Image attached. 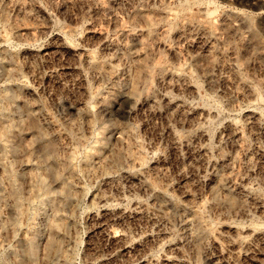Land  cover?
I'll list each match as a JSON object with an SVG mask.
<instances>
[{
    "label": "rangeland",
    "instance_id": "obj_1",
    "mask_svg": "<svg viewBox=\"0 0 264 264\" xmlns=\"http://www.w3.org/2000/svg\"><path fill=\"white\" fill-rule=\"evenodd\" d=\"M165 1L167 2L166 4ZM184 1L185 3H183ZM184 1L181 2V7L177 10L179 3L172 4L170 0H162L161 4L163 6L161 5V8H173L178 12L175 13V16L167 18L157 17L149 21L145 18V14L149 11L147 0H0V102L5 99L0 107L5 105L4 109H7L5 111L6 115H9L8 120L12 123V129L10 128L2 139L0 138V168L5 164L8 165L12 177L4 178L1 168L0 195L7 196V199L3 197L2 202H0L1 205L4 203L0 207V216L3 220L2 223L0 219V264H52L53 262L51 263V261H56L57 259L58 262L54 261L56 264H264V240H261L258 236L264 231V217L259 213V210L252 208L249 204L252 203V196H262L260 198L264 201V182H262L264 181V159H261L260 152L254 149L257 143L264 146V129H262L264 125L258 124L252 127V125L246 123L245 118L247 112H255L264 121V87L262 89L260 85L263 84L264 86V0H210L211 3L209 0H199V3L197 2L198 0ZM169 2L171 3L169 4ZM186 3L191 4L188 5L189 8L186 7ZM190 8L194 10L191 11ZM198 8L203 14L207 8L209 14H204L205 21L207 24L209 21L208 26L212 31L221 33L227 30H230V32L234 31L230 33V41H232L230 43L236 51L233 59L232 57L223 56L224 47L222 45H224V42L222 37L225 36L224 33L220 35V38L214 39L213 49H210L211 53L209 52L210 50L201 51L199 49L198 51V49L191 48L186 41L179 42L173 39V34L183 26L182 23H188L191 16L199 11ZM188 11L190 16L187 15ZM178 14L179 16H177ZM213 18L214 20L216 19L215 23ZM218 18L220 19L218 20ZM158 25L160 27L165 26V28H158ZM151 27H154L153 31ZM220 27H224L226 30L222 31ZM167 32L168 34H166ZM94 34H98L99 37ZM157 34L160 35L157 37ZM196 36L194 31L192 38L194 39ZM165 37L168 38L167 42L169 43L174 41L175 44H171L176 51L172 52V50H168L163 46L164 44H160L161 42L163 43ZM86 41L87 43H85ZM220 44L221 46H219ZM74 46L75 48L81 47L87 52L89 51L88 54L93 55L94 59L96 60L97 58V60H93L91 65L87 64L82 54H78L76 57ZM189 48L190 50H188ZM248 48L249 50H247ZM219 57H223L225 64L226 62L228 65L232 63L236 67V69L233 67L232 72L234 73L235 71L234 74L238 77L237 79L232 77L234 75L232 72L231 74L228 72L229 69H220L214 65L215 58ZM227 58L229 59L227 60ZM199 59L206 61L204 63ZM198 60L200 63H198ZM159 61L163 63V68L158 70L156 67L160 63ZM85 64L86 66L88 65L87 68ZM73 65L76 66H74L75 70L71 67ZM148 67L151 68L152 73L148 70ZM215 67L219 71L218 74ZM92 68L94 70L97 68L96 72ZM223 69L224 71H222ZM76 70L77 73H75ZM102 70L106 71L104 72L105 74ZM168 72L171 73L169 74ZM172 73L175 74L173 75ZM208 74L209 76L214 75L212 79L217 76L222 81L220 78H216L219 80L218 83L217 80L215 81L217 85L215 82V85L213 83L212 85L209 83ZM145 75L147 76L145 77ZM223 78L225 80L228 79L227 83ZM228 81L233 84V89ZM244 81L251 82V85L259 90L260 97H258L257 89L254 90L256 99L247 92L244 95L240 94V87ZM224 82L227 86L224 85ZM185 86L187 87L185 88ZM222 86L223 88H221ZM189 87H194L195 92L193 94L194 90L189 91L192 89ZM8 88H12L11 91ZM228 88L231 89V92ZM7 89L14 95L8 91L9 94L7 95L5 92ZM224 89L231 95L228 94V97H225L223 95L226 92ZM3 90H5V94L2 92ZM161 95L171 101V104L180 101L178 104L181 107H170L172 115L168 108L170 105L168 106L162 100ZM222 97H224L223 100ZM9 98L14 99V101L13 99L10 101L12 104L9 103ZM226 98L228 99L226 100ZM229 100L234 102L231 101V103ZM29 101L32 104L34 102L31 110L32 115L30 112L27 113L24 108L25 103ZM181 103L186 105H181ZM41 105L42 107H40ZM188 107L192 110L195 109V113L189 115L190 113L186 110ZM166 108H168V111ZM178 109L183 111L180 113ZM197 111H199L200 115L196 113ZM43 112L46 116H44ZM185 112L187 113L184 114ZM33 113H36V116ZM182 114L185 118L181 117ZM192 114L194 117H192ZM186 115L190 122L187 120ZM196 115L197 117H195ZM39 116H42L40 119L44 122L38 120ZM33 117L43 126L47 123L45 126L49 129V137L54 140L56 156L60 164L57 170L61 179L67 177L68 181L64 182V186H68L70 188L69 191H66L65 187L64 190L61 189V182L55 179L54 175L39 167V162L44 159V154L40 141L33 133ZM1 123L3 126H1ZM6 123V119L0 115V131L5 127ZM232 123L236 126L239 125V130L242 132L241 137L238 138L239 140L231 141L235 143V146H232L234 144H231L228 140L226 133L227 128ZM51 125L52 127H50ZM188 125H191L192 128L188 127ZM181 126L183 129H181ZM246 127L247 129H245ZM221 129L225 132L222 133ZM174 131L177 132L174 133ZM197 131L198 133H196ZM181 132L184 134L182 135ZM168 136L177 138L176 145L170 142L172 138L170 139ZM192 138L194 141H192ZM257 138L260 140L257 141ZM202 139H204L203 142L201 141ZM183 140H186L185 144ZM199 143L202 144L200 145ZM172 145L177 147V149L173 148L174 146ZM126 148H128L129 153ZM138 151L139 153H136ZM218 151L221 153H218ZM132 153L139 154L140 157L134 154L136 158L134 155L132 156ZM200 153L202 156L203 154L205 155V157L203 156L204 159H201ZM249 153L254 154H251L253 158ZM130 154L132 157H130ZM218 155L221 156L218 157ZM222 155H224V158ZM199 158L202 161H199ZM247 158L250 159L248 160ZM2 160H6L7 163L3 162V164ZM210 160L212 161L210 162ZM218 160L224 162L222 163ZM137 161L138 164H135ZM246 162L248 163L246 164ZM220 163H222L221 166ZM209 165L211 166L210 170ZM222 166H226V168ZM249 166L252 168L251 170ZM199 168L206 171L201 172ZM219 168L221 171L218 170ZM149 171L152 173L149 174ZM33 172L44 173L45 189L48 194L35 189ZM251 173H254L253 176H251ZM153 174L155 175L153 176ZM259 174L260 176H258ZM141 175L144 178L140 177ZM195 175H200L199 179ZM152 176H156L162 184L164 183L163 185H166L165 195H160L158 191L156 192L157 188L154 192L153 188L147 189L141 183L142 181L146 182V179L147 181L152 179ZM232 176L234 179L231 178ZM214 177L218 179V183L215 182L216 179ZM222 177L224 178L222 179ZM244 179H247V181ZM241 181H244L242 183L245 191L244 189L243 191L236 189V187L239 188L237 185L241 184ZM248 182L250 186L247 185ZM219 183L222 187H219ZM250 183H254V185ZM188 185L193 187L196 185L198 187L197 189L195 186L196 190L192 191L191 201L188 199L184 200L183 198L186 197L183 196L181 191L184 186ZM181 186L183 187L181 188ZM200 186L202 189H199ZM203 186H206V188ZM212 187H215L214 189L218 188V195L221 197L217 196V198L221 199L222 202V198L225 197L224 191L228 188L226 193L230 191L231 193H236L234 195L240 198H238V201L244 207L241 206V208L240 205L238 207H230L229 205L225 207L226 204L221 201L218 204L211 196ZM223 187L226 188L224 189ZM230 187L232 189H229ZM9 190L17 194L14 204L10 198L8 199ZM247 190L250 194H248ZM170 193L171 197H169ZM245 197L247 199H244ZM204 200H206V203L203 202ZM213 200L218 205H215ZM164 202L165 204H163ZM177 202L185 206V210L183 207V209L179 208L176 205ZM209 205L213 206L212 209H209ZM221 205L224 206L225 209L223 210L225 212L222 210L223 206L220 208ZM4 206L7 208H3ZM245 206L249 210L248 216L242 213V210L246 208ZM161 207L165 210L161 211ZM193 207H198L199 212L203 214L201 221L196 220L192 216L193 210L196 209ZM55 208L59 211L57 229L51 228L52 221L55 218ZM213 208L215 209L213 210ZM105 210L110 212V214ZM174 210H178L179 214L178 211L174 212ZM103 211L106 213H102ZM124 211L126 212L124 213ZM146 211L148 214H146ZM157 212L158 214L156 215ZM223 212L225 215H222ZM216 213L219 215H216ZM256 213L258 216H256ZM106 214L107 216H105ZM150 214L152 215L150 216ZM143 215L147 217L145 218ZM205 215L208 217H205ZM241 215L242 217H240ZM184 217L186 218L184 219ZM117 218L119 219L117 220ZM239 218L241 221H239ZM248 219L254 223L253 226L256 225L257 227L251 226L252 223ZM220 221L228 226H235L236 224L237 226H242L243 224L244 227H239L249 228L251 231L241 236L240 239L251 241L253 251H255V248L256 251L247 256L233 254L229 252L226 240L222 237H218L216 244L212 242L211 237L206 235L203 236L201 241H197L196 236L200 233L201 226L203 227L204 225L214 232L216 228H220L222 224ZM209 222L211 225H208ZM246 222L249 223L246 224ZM107 223L118 230L119 234H123L119 243L123 245L121 249L120 247L119 249L114 248L117 244L106 236ZM120 226L121 228L119 229ZM127 235L129 236L127 237ZM192 239H194V242ZM53 240L54 246L55 241L60 242L59 248L61 252L65 250V254H58L55 251L56 247L50 246V242ZM28 242H33L34 244L32 257H29L26 253L25 245ZM166 244L169 245L167 246ZM214 246H216L215 249L213 248ZM260 246H263V250ZM177 251L182 252L178 253ZM59 257L61 258L59 259ZM259 257H262L263 260H259Z\"/></svg>",
    "mask_w": 264,
    "mask_h": 264
},
{
    "label": "bare ground",
    "instance_id": "obj_2",
    "mask_svg": "<svg viewBox=\"0 0 264 264\" xmlns=\"http://www.w3.org/2000/svg\"><path fill=\"white\" fill-rule=\"evenodd\" d=\"M67 1V0H66ZM148 1V3H149V11H148V9H147V13L145 14V18L146 19H148L149 21H152L154 18L156 19L157 17L158 18H167V17H169V16H175V13H177L178 11V9H179V7H181V2L182 1H184V0H170L171 2H172V4H174V3H179L180 5L178 6V8H177V10L175 11V9H173V8H169V9H163V8H161V1L162 0H147ZM189 1V0H188ZM193 1V0H192ZM195 1V0H194ZM197 1V0H196ZM210 1V0H209ZM110 2V1H109ZM171 2H169V4L171 3ZM187 2V1H186ZM198 3L200 2L199 0L197 1ZM163 3V2H162ZM167 2L165 1V4H166ZM183 3H185V1L183 2ZM190 3V2H189ZM210 3H211V1H210ZM164 4V5H165ZM187 4V3H186ZM186 4H185V6H186ZM196 4V3H195ZM195 4H193V5H195ZM188 5H191V4H187V6L186 7H188ZM192 5V6H193ZM196 5H198V4H196ZM146 6V5H145ZM144 6V7H145ZM148 6V5H147ZM163 6V5H162ZM175 6V5H174ZM182 6H183V4H182ZM184 6V7H185ZM192 6H190V7H192ZM199 6V5H198ZM207 6V5H206ZM206 6H204V7H206ZM201 7V6H200ZM210 7V6H209ZM103 9H104V7H102ZM108 8V7H107ZM189 8V7H188ZM187 8V9H188ZM144 9V8H143ZM191 9V11H193L192 10V8H190ZM199 9V8H198ZM197 9V10H198ZM204 9V8H203ZM209 9V8H208ZM144 10H146V9H144ZM143 10V11H144ZM189 10V9H188ZM213 10V9H212ZM215 10V9H214ZM200 11V12H199ZM199 13L198 12H195V14L194 15H192L191 16V19L188 21V23H185V24H183L182 23V25L183 26H181V28H179L174 34H173V39H175L176 41H186L187 43H188V45L191 47V48H193V49H198V51H199V49L201 50V51H208V50H210L211 48H212V46H213V41H214V39L215 38H220V35L222 34V33H224L225 34V36L224 37H222L223 39H222V41L224 42V45H222V47H224V54H223V56L224 57H232V59H233V57L235 56V54H236V51H235V48L233 47V45L230 43V42H232V41H230L231 40V35H230V33L233 31H231L230 32V30H227V31H224V30H226V28H222V27H220V28H222V31H224V32H214V31H212L211 30V28L208 26V24H209V21H208V24L206 23V21H205V15L204 14H209L208 12H207V8H206V12H204V14H203V12H201V10L199 9ZM204 11V10H203ZM209 11V10H208ZM181 12V11H180ZM182 13V12H181ZM186 13V12H185ZM189 11H188V14L187 15H189ZM197 13V14H196ZM135 15H136V13H134ZM134 14H132V15H134ZM138 14V13H137ZM184 14V13H183ZM141 15V14H140ZM177 16H179V14L177 15ZM190 16V15H189ZM213 16V15H212ZM207 17V16H206ZM214 17V16H213ZM141 18V17H140ZM182 18V17H181ZM209 18V17H208ZM222 18H224V17H222ZM138 19V18H137ZM136 19V20H137ZM183 19H185V18H183ZM220 18H218V20H219ZM225 19H227V18H225ZM139 20V19H138ZM174 20V19H173ZM182 20V19H181ZM216 20V19H215ZM215 20H214V18H213V21H214V23H215ZM228 20V19H227ZM155 21V20H154ZM166 21V20H165ZM164 21V22H165ZM169 21V20H168ZM180 21V20H179ZM187 21V20H186ZM220 21H222V20H220ZM229 21V20H228ZM156 22V21H155ZM157 22H158V20H157ZM183 22V21H182ZM223 22V21H222ZM231 22V21H230ZM162 23V22H161ZM180 23H181V21H180ZM179 23V24H180ZM217 23H219V22H217ZM169 24V23H168ZM178 24V25H179ZM226 24V23H225ZM229 24H231V23H229ZM155 25V24H154ZM157 25V24H156ZM181 25V24H180ZM215 25V24H214ZM228 25V24H227ZM219 26H221V25H219ZM223 26V25H222ZM233 26H234V23H233ZM162 27V26H161ZM159 25H158V28H161ZM164 28H165V26H163ZM162 27V28H163ZM168 27V26H167ZM154 27H151V30L153 29ZM178 28V27H177ZM215 28H216V26H215ZM228 28V27H227ZM150 29V28H149ZM169 29V28H168ZM137 30V29H136ZM162 30H165V29H162ZM215 30H217V29H215ZM235 30V29H234ZM88 31V30H87ZM153 31V30H152ZM156 31H157V29H156ZM159 31H161V30H159ZM194 31H195V35H197L194 39L192 38V35L194 34ZM127 32H128V30H127ZM158 32V31H157ZM162 32V31H161ZM170 32V31H169ZM174 32V31H173ZM234 32V31H233ZM93 33V32H92ZM153 33V32H152ZM151 33V34H152ZM159 33V32H158ZM170 33H172V32H170ZM99 34V33H98ZM98 34H96V35H98ZM128 34H130V33H128ZM132 34V33H131ZM166 34H168V32L166 33ZM166 34H164V35H166ZM237 34V33H236ZM95 35V34H94ZM95 35V36H96ZM133 35V34H132ZM154 35V34H153ZM158 35H160V34H157V37H158ZM163 35V34H162ZM238 35H239V33H238ZM94 36V37H95ZM167 36V35H166ZM172 36V35H171ZM213 36V37H212ZM87 37H88V35H87ZM97 37H99V35L97 36ZM136 37V36H135ZM170 37V36H169ZM233 38H234V36H232ZM86 38V37H85ZM96 38V37H95ZM164 38V37H163ZM232 38V39H233ZM88 39H89V37H88ZM159 39V38H158ZM167 39L168 38H166L165 37V39H164V41H163V43L161 42L160 44H164L163 46H165L168 50H172V52L173 51H176L175 50V48H174V41L173 42H171V43H173V45L171 44V43H169V42H167ZM86 40V39H85ZM91 40V39H90ZM94 40V39H93ZM234 40V39H233ZM88 41V40H87ZM87 41L85 42V43H87ZM95 41V40H94ZM100 41V40H99ZM159 41V40H158ZM171 41V40H170ZM237 41V40H236ZM241 41V40H240ZM91 42V41H90ZM101 42V41H100ZM160 42V41H159ZM219 42H221V41H219ZM94 44H95V42H94ZM177 44H178V42H177ZM185 44V43H184ZM222 44V43H221ZM221 44L219 45V46H221ZM248 44V43H247ZM64 45V44H63ZM67 45V44H66ZM89 45H92V44H89ZM179 45V44H178ZM59 46V45H58ZM62 46V45H61ZM86 46V45H85ZM107 46V45H106ZM111 46V45H110ZM57 47V46H56ZM63 47V46H62ZM65 47V46H64ZM83 47V46H82ZM186 47V46H185ZM74 48V53L76 54V57H77V55L78 54H82L83 55V59H84V61L87 63V64H92L93 62V60H95L94 59V57H93V55H89L88 54V52L84 49V48H81V47H78V48H75V46L73 47ZM221 48V47H220ZM239 48V47H238ZM63 49V48H62ZM68 49H69V47H68ZM178 49V48H177ZM180 49V48H179ZM213 49V48H212ZM113 50V49H112ZM167 50V51H168ZM188 50H190V48L188 49ZM221 50V49H220ZM244 50H246V49H244ZM247 50H249V48L247 49ZM67 51V50H66ZM186 51V50H185ZM200 51V52H201ZM170 52V51H169ZM197 52V51H196ZM199 52V53H200ZM210 53H211V50L209 51ZM208 52V53H209ZM218 52H219V49H218ZM217 53V52H216ZM246 53V52H245ZM71 54V53H70ZM173 54V53H172ZM180 54V53H179ZM185 54V53H184ZM204 54V53H203ZM79 55V57H81ZM174 55V54H173ZM176 55V54H175ZM200 55V54H199ZM205 55V54H204ZM221 55V54H220ZM73 56V55H72ZM180 56V55H179ZM198 56V55H197ZM201 56V55H200ZM203 56V55H202ZM222 56V55H221ZM75 57V56H74ZM78 57V58H79ZM93 57V58H92ZM207 57V56H206ZM216 57H217V55H216ZM248 57V56H247ZM179 58V57H178ZM181 58V57H180ZM211 58V57H210ZM253 58V57H252ZM195 59H196V57H195ZM229 58H227V60H228ZM96 60H97V58H96ZM95 60V61H96ZM180 60V59H179ZM197 60V59H196ZM200 60V59H199ZM198 60V61H199ZM208 60V59H207ZM79 61V60H78ZM197 61V62H198ZM201 61V60H200ZM200 61L198 62V63H200ZM206 61V60H205ZM205 61H204V59H203V61H201V62H204L205 63ZM230 61V60H229ZM256 61V60H255ZM160 62V61H159ZM164 62V61H163ZM196 62V63H197ZM234 62V61H233ZM100 64H102L101 62H99ZM195 63V64H196ZM259 63V62H258ZM96 64V63H95ZM155 64V63H154ZM209 65H210V63H208ZM236 64V63H235ZM98 65V64H97ZM104 65V64H103ZM166 65V64H165ZM208 65V66H209ZM214 65L216 66V67H218V68H226V69H229L228 70V72L231 74V72H232V70H233V65H232V63L230 64L229 63V65L227 64V62H226V64L224 63V59H223V57L221 58V57H219V58H215V60H214ZM74 66L75 65H73V66H71V67H73V69H74ZM85 66H86V64H85ZM88 66V65H87ZM87 66H86V68H87ZM94 66H96V65H94ZM145 66V65H144ZM155 66V65H154ZM168 66V65H167ZM204 66V65H203ZM202 66V67H203ZM251 66H252V64H251ZM256 66V65H255ZM262 66V65H261ZM76 67V66H75ZM91 67V66H90ZM98 67V66H97ZM100 67V66H99ZM215 67V68H216ZM257 67V66H256ZM102 68V67H101ZM108 68V67H107ZM106 68V69H107ZM150 67H148V70L149 71H151V73H152V70H151V68L149 69ZM161 68H163V63H158L157 64V67H156V69H161ZM235 69H236V67H234ZM239 68V67H238ZM252 68V67H251ZM250 68V69H251ZM77 69V68H76ZM93 69V68H92ZM105 69V70H106ZM153 69V68H152ZM156 69H154V70H156ZM165 69V68H164ZM199 69H201V68H199ZM206 69V68H205ZM209 69H211L210 67H209ZM217 69V68H216ZM245 69H247V68H245ZM70 70V69H69ZM75 70V69H74ZM78 70V69H77ZM77 70H76V72L75 73H77ZM94 70V69H93ZM96 70H97V68H96ZM96 70H94L95 72H96ZM100 70V69H99ZM104 70V69H103ZM102 70V71H103ZM108 70V69H107ZM147 70V71H148ZM153 70V71H154ZM252 70V69H251ZM263 70V69H262ZM91 71V70H90ZM148 71V72H149ZM167 71H169V70H167ZM201 71H202V69H201ZM208 71V70H207ZM210 71V70H209ZM222 71H224V69L222 70ZM241 71V70H240ZM100 72V71H99ZM104 72H106V71H103V73ZM204 72V71H203ZM215 72V71H214ZM218 69H217V74H218ZM242 72H245V71H242ZM248 72V71H247ZM259 72V71H258ZM260 72H261V70H260ZM259 72V73H260ZM101 73V72H100ZM108 73V72H107ZM169 73V72H168ZM171 73V72H170ZM169 73V74H170ZM222 73V72H221ZM226 73V72H225ZM234 73H235V71H234ZM233 72H232V74L234 75V76H232L234 79H237L238 77H236L235 76V74H234ZM258 73V74H259ZM262 73V72H261ZM264 73V72H263ZM105 74V73H104ZM111 74V73H110ZM148 74V73H147ZM161 74V73H160ZM163 74V73H162ZM173 74V73H172ZM175 74V73H174ZM173 74V75H174ZM205 74H206V72H205ZM210 74V73H209ZM209 74H208V76H209ZM245 74V73H244ZM149 75V74H148ZM152 75V74H151ZM153 75H154V73H153ZM158 76H159V74H157ZM166 75V74H165ZM164 75V76H165ZM225 75V74H224ZM246 75H248L247 73H246ZM256 75V74H255ZM147 75H145V77H146ZM163 76V75H162ZM182 76V75H181ZM205 76V75H204ZM214 76V75H213ZM213 76H209L208 78H209V83H213L214 85H215V81L217 80V79H219V78H217V76H215V79H212V77ZM223 76V75H222ZM228 76V75H227ZM245 76V75H244ZM249 76V75H248ZM161 77V76H160ZM172 77V76H171ZM175 77V76H174ZM183 78V77H182ZM205 78H207V77H205ZM217 78V79H216ZM226 78H228V77H226ZM247 78V77H246ZM254 78V77H253ZM256 78V77H255ZM141 79V78H140ZM221 79V78H220ZM229 79H230V77H229ZM242 79V78H241ZM244 80H245V78H243ZM147 80H148V78H147ZM159 80H160V78H159ZM180 80V79H179ZM208 80V79H207ZM206 80V81H207ZM223 80H225L224 78H223ZM228 79H226L225 80V82L227 81ZM231 80V79H230ZM258 80V79H257ZM261 80V79H260ZM259 80V81H260ZM163 81V80H162ZM218 81L219 80H217V83H218ZM221 81H222V79H221ZM221 81H220V83H221ZM246 81V80H245ZM243 82L242 83V85H241V92L239 91V93L240 94H242V95H244V94H246V92L248 93V94H250L251 96H254L255 97V94H254V90L255 89H257L255 86H252L251 85V82L249 83V81L248 82ZM186 82V81H185ZM215 82V83H214ZM224 82V85H226L227 86V82L225 83ZM229 83L231 82V81H228ZM241 82V81H240ZM264 82V81H263ZM217 83H216V85H217ZM228 83V84H229ZM262 83V82H261ZM185 84V83H184ZM208 84V83H207ZM212 84V85H213ZM238 84V83H237ZM236 84V85H237ZM240 84V83H239ZM187 85H188V81H187ZM223 85V84H222ZM230 85H231V87H232V89H233V84H231L230 83ZM230 85H229V87H230ZM261 86H262V89H263V84H260ZM181 86V85H180ZM191 86V85H190ZM235 86V85H234ZM237 86H239V85H237ZM257 86V85H256ZM260 86V87H261ZM187 86H185V88H186ZM213 87V86H212ZM253 87H255V88H253ZM181 88V87H180ZM190 88V87H189ZM192 88V87H191ZM190 88V89H191ZM214 88V87H213ZM221 88H223V86L221 87ZM225 88V87H224ZM237 88V87H236ZM9 89V88H8ZM3 90L2 92H6V94L8 95L9 93H11V92H9V90L11 91V89L12 88H10L9 90ZM209 89V88H208ZM218 89V88H217ZM229 89V88H228ZM227 89V90H228ZM238 89V88H237ZM260 89V88H259ZM192 90H194V87L191 89V90H189V91H192ZM215 90H216V88H215ZM215 90H214V92H215ZM225 90V89H224ZM230 90V92H231V89H229ZM258 90V89H257ZM256 90V91H257ZM9 93H8V92ZM182 91V90H181ZM212 91V90H211ZM218 91V90H217ZM226 91V90H225ZM233 91V90H232ZM5 92H4V94H5ZM13 92H14V90H13ZM195 92V90L192 92V94ZM218 92H220V91H218ZM217 92V93H218ZM237 92V91H236ZM224 93V92H223ZM222 93V94H223ZM235 93V92H234ZM238 93V92H237ZM257 93H259V90H258V92ZM11 94H13V93H11ZM161 94V93H160ZM192 94H191V96H192ZM197 94V93H196ZM214 94V93H213ZM228 94H229V92H225L223 95L225 96V97H228ZM236 94V93H235ZM247 94V95H248ZM14 95V94H13ZM33 95V94H32ZM229 95H231V94H229ZM5 96V95H4ZM12 96V95H11ZM15 96H16V92H15ZM154 96V95H153ZM152 96V97H153ZM159 96V95H158ZM162 96V95H161ZM250 96V97H251ZM3 97V96H2ZM17 97V96H16ZM219 97H220V95H219ZM233 97V96H232ZM253 97V98H254ZM258 97H260V93H259V96ZM14 98V97H13ZM13 98H11V99H13ZM166 98H168V97H166ZM223 98L224 97H222V100H223ZM239 98V97H238ZM11 99L9 98V103H11L10 101H11ZM25 99V98H24ZM153 99V98H152ZM176 99V98H175ZM228 98H226V100H227ZM244 100H245V98H243ZM250 99V98H249ZM248 99V100H249ZM255 99H256V97H255ZM26 100H27V98H26ZM153 100H155V99H153ZM162 100H164L166 103H167V105L169 106L168 108H169V112L171 113V111H170V107H178L179 106V104L178 103H180V101L178 102H174V103H172L171 104V101H169L168 99H165V96H162ZM180 100V99H179ZM225 100V101H226ZM235 100V99H234ZM2 101V100H1ZM4 101H5V99H4ZM3 101V102H4ZM13 101H14V99H13ZM31 101V100H30ZM30 101L29 102H26L25 103V106H24V108L27 110L26 112L28 113V112H30V114H31V110L33 109L32 107L34 106L33 104H34V102H33V104L32 103H30ZM164 101H162L163 103H165ZM182 101V100H181ZM230 102L232 101V100H229ZM3 102H0V105H2L3 104ZM158 102V101H157ZM232 102H234V101H232ZM231 102V103H232ZM6 103V102H5ZM8 103V104H9ZM151 103V102H150ZM156 103V102H155ZM155 103H154V105H155ZM230 103V104H231ZM248 103V102H247ZM12 104V103H11ZM161 104V103H160ZM182 104H184V103H181V105ZM230 104H229V106H230ZM33 105V106H32ZM153 105V106H154ZM159 105V104H158ZM184 105H186V104H184ZM5 106V105H4ZM4 106H1L0 107V115L1 116H3L5 119H6V124H5V127L0 131V138L2 139V137H3V135H5V133H7L8 132V130H10V128H11V126H12V123H11V121L10 120H8V116L6 115V110L7 109H4ZM10 106V105H9ZM13 106V105H12ZM12 106H11V108H12ZM38 106V105H37ZM156 106V105H155ZM166 106V105H165ZM187 106H189V105H187ZM227 106H228V104H227ZM40 107H42V105L40 106ZM179 107H181V106H179ZM183 107V106H182ZM190 107V106H189ZM187 108L186 110H187V112L188 113H190L189 115H191V113H195V109H191V108ZM76 108V107H75ZM168 108H166V110L168 111ZM194 108V107H193ZM230 108H232V107H230ZM229 108V109H230ZM234 108V107H233ZM9 109V108H8ZM40 109V108H39ZM165 109V108H164ZM175 110V109H174ZM180 109H178V111H179ZM184 110H185V107H184ZM200 110V109H199ZM43 111V110H42ZM177 111V112H178ZM183 111V110H182ZM181 110L179 111L180 113L182 112ZM247 111V110H246ZM250 111V110H249ZM8 112H9V110H8ZM39 112V111H38ZM48 112V111H47ZM187 112H185L184 114H186ZM10 113H11V110H10ZM10 113H8V114H10ZM44 113V112H43ZM42 113V114H43ZM196 113H198L199 115H200V113H199V111H197ZM36 114V113H35ZM34 113H33V115H35ZM172 115H173V113H171ZM193 114H192V117H194L193 116ZM203 114H204V112H203ZM245 114V113H244ZM262 114V113H261ZM11 115H12V113H11ZM32 115V114H31ZM198 115V116H199ZM205 115V114H204ZM206 115H207V113H206ZM208 115H210L209 113H208ZM246 116H245V118H246V123H248L249 125H252V127L254 126V125H260V124H263L264 125V121H263V118H261L257 113H255V112H247L246 114H245ZM36 116V115H35ZM34 116V117H35ZM43 116V115H42ZM41 116V117H42ZM44 116H46L45 115V113H44ZM178 116V115H177ZM176 116V117H177ZM187 116V115H186ZM212 116V115H211ZM33 117V119H32V129H33V133L35 134V136H36V138L40 141V143H41V149H43V154H44V159L41 161V162H39V167L40 168H43L44 170H46L48 173H50V174H52V175H54L55 176V179H58L60 182H61V185H60V187H61V189H63L64 190V187H65V189H66V191H69L70 190V188L68 187V186H64L65 185V183L64 182H66V181H68L67 180V177H65L64 179H61V177H60V175H59V173H58V170H57V168L60 166V164H59V160H58V158H57V156H56V147H55V144H54V140L51 138V137H49V129H48V127L47 126H45L46 124H44V126L43 125H41V123H39L35 118ZM37 117H38V115H37ZM40 116H39V119L38 120H41L40 122H42L43 120L42 119H40L41 118ZM174 117V116H173ZM179 117V116H178ZM177 117V118H178ZM181 117H184V115L182 114V116ZM195 117H197V115L195 116ZM203 117V116H202ZM243 117H244V115H243ZM176 118V119H177ZM185 118V117H184ZM187 118V120H188V116L186 117ZM10 119H12L11 117H10ZM181 119V118H180ZM191 119V118H190ZM14 120V119H13ZM46 120H47V117H46ZM51 121H52V119H50ZM2 121V120H1ZM50 121V122H51ZM189 121V120H188ZM187 121V122H188ZM196 121H197V119H196ZM243 121H244V119H243ZM44 122V121H43ZM47 122V121H46ZM183 122V121H182ZM185 122H186V120H185ZM190 122V121H189ZM194 123H195V121H193ZM204 122V121H203ZM202 122V123H203ZM238 122V121H237ZM15 123V122H14ZM200 123V122H199ZM198 123V124H199ZM234 123V122H233ZM233 123H232V125L231 126H229L228 128H227V126H226V128H227V138H228V140L231 142V141H234L235 139L236 140H239L238 138L239 137H241V133L242 132H240V130H239V125H233ZM236 123V122H235ZM2 124V123H1ZM43 124V123H42ZM52 124H54V123H52ZM182 124V123H181ZM189 124H191V123H189ZM231 124V123H230ZM240 124V123H239ZM195 125V124H194ZM228 125V124H227ZM1 126H3V124L1 125ZM54 126V125H53ZM186 128H187V126L186 125H184ZM191 127V125H188V127ZM193 126V125H192ZM246 126V125H245ZM255 126V127H256ZM47 127V128H46ZM50 127H52V125L50 126ZM262 127V126H261ZM169 128V127H168ZM173 128V127H172ZM186 128H185V132H186ZM192 128V127H191ZM191 128H189V130H191ZM244 128V127H243ZM12 129V128H11ZM170 129V128H169ZM181 129H183L182 128V126H181ZM225 129V128H224ZM245 129H247V127L245 128ZM262 129H264V127L262 128ZM255 130V129H254ZM257 130V129H256ZM221 131H222V133H224L223 132V130L221 129ZM242 131V130H241ZM246 131V130H245ZM248 131V130H247ZM259 131V130H258ZM169 132H170V130H169ZM175 132H177V131H174V133ZM255 132H257V131H255ZM9 133H10V131H9ZM172 133V132H171ZM182 133V135L184 134L183 132H181ZM196 133H198V131L196 132ZM220 133V132H219ZM218 133V134H219ZM244 133V132H243ZM249 133V132H248ZM186 134V133H185ZM187 134H188V132H187ZM199 134H202V133H199ZM199 134H197V136H199ZM217 134V135H218ZM251 134H254V133H251ZM251 134H250V136H251ZM177 135V134H176ZM175 135V136H176ZM204 136H205V134H203ZM220 135V134H219ZM256 135V134H255ZM258 135V134H257ZM175 136H172V137H169L170 139L172 138V141H170L171 143L173 142V144H175L176 145V141H177V138H175ZM180 136V135H179ZM194 136V135H193ZM225 136V135H224ZM260 136V135H259ZM264 136V135H263ZM7 137V136H6ZM5 137V138H6ZM184 137V136H183ZM186 137H187V135H186ZM188 137H189V135H188ZM221 137H222V134H221ZM252 137V136H251ZM251 137H249V138H251ZM256 137V136H255ZM179 138V137H178ZM201 138V137H200ZM207 138V137H206ZM205 138V139H206ZM263 138V137H262ZM180 139V138H179ZM225 139V138H224ZM258 139V138H257ZM216 140H217V138H216ZM246 140H247V138H246ZM260 139H258L257 141H259ZM263 140V139H262ZM261 140V141H262ZM2 141H4V140H2ZM180 141V140H179ZM186 141V140H185ZM184 140H183V143L185 142ZM192 141H194L193 140V138H192ZM196 141H197V138H196ZM198 141H199V139H198ZM202 142L204 141V139H202L201 140ZM205 141H207V140H205ZM209 141V140H208ZM256 141V142H257ZM169 142V143H170ZM225 142V141H224ZM229 142V143H230ZM239 142V141H238ZM256 142H254V143H256ZM5 143V142H4ZM186 143V142H185ZM184 143V144H185ZM193 143V142H192ZM198 143V142H197ZM219 143V142H218ZM247 143H249V142H247ZM246 143V144H247ZM252 143V142H251ZM2 144V143H1ZM183 144V145H184ZM194 144V143H193ZM192 144V145H193ZM196 144V143H195ZM200 145L202 144V143H199ZM199 144H197V145H199ZM205 144V143H204ZM231 144H234V145H232V146H235V143H232L231 142ZM245 144V145H246ZM171 145V144H170ZM179 145H180V142H179ZM242 145H244V144H242ZM129 146V145H128ZM172 146H174V145H172ZM196 146V145H195ZM205 146H207V145H205ZM222 146V145H221ZM236 146H237V144H236ZM248 146V145H247ZM252 146H253V144H252ZM1 147V146H0ZM140 147V146H139ZM139 147H138V149H139ZM231 147V146H230ZM241 147V146H240ZM141 148V147H140ZM173 148H175V149H177V147H173ZM206 148H208V147H206ZM235 148H237V147H235ZM235 148H233V149H235ZM128 148H126V150H127ZM174 149V150H175ZM192 149H194V148H192ZM200 149V148H199ZM219 149H220V146H219ZM244 149H247V148H244ZM254 149H256V150H258V152H260V156L262 157L261 159H264L263 157H264V146L263 145H260V143H257V146L256 147H254ZM190 150H191V148H190ZM221 150H223V149H221ZM220 150V151H221ZM128 151V150H127ZM132 151V150H131ZM176 151V150H175ZM245 151V150H244ZM249 151V150H248ZM253 151H255V150H253ZM253 151H250V152H253ZM180 152V151H179ZM190 152V151H189ZM192 152V151H191ZM247 152V151H246ZM128 153H129V151H128ZM136 153H139V151L138 152H136ZM136 153H132V156L134 155V154H136ZM202 153V152H201ZM200 153V154H201ZM218 153H221V152H219L218 151ZM254 153V152H253ZM253 153H251V154H253ZM257 153V152H256ZM141 154H142V152H141ZM208 154V153H207ZM224 154V153H223ZM251 154L249 153V155L251 156ZM138 157H140L139 156V154H136ZM191 155H193V154H191ZM197 155V154H196ZM195 155V156H196ZM210 155V154H209ZM254 155V154H253ZM252 155V156H253ZM258 156H259V154H257ZM131 156V154H130V157H132ZM135 156V155H134ZM201 156V159L203 158V156L205 157V155L203 154V156H202V154L200 155ZM212 156V155H211ZM219 156H221V155H218V157ZM224 155H222V157H223ZM251 156V157H252ZM136 157V156H135ZM227 157V156H226ZM246 157H247V153H246ZM249 157V156H248ZM256 157V156H255ZM118 158V157H117ZM134 158V157H133ZM132 158V159H133ZM137 158V157H136ZM224 158V157H223ZM253 158V157H252ZM259 158V157H258ZM200 159V158H199ZM199 160V161H202V160ZM204 159V158H203ZM211 159V158H210ZM248 159V158H247ZM250 159V158H249ZM248 159V160H249ZM256 159V158H255ZM254 159V160H255ZM260 159V158H259ZM260 159V160H261ZM120 160V159H119ZM136 160V159H135ZM139 160V159H138ZM209 160V159H208ZM224 160V159H223ZM225 160H226V158H225ZM232 160V159H231ZM259 160V161H260ZM133 161V160H132ZM131 161V162H132ZM212 160H210V162H211ZM219 162L221 161V160H218ZM218 161H215V162H218ZM251 161V160H250ZM253 161V160H252ZM264 161V160H263ZM3 162H6V160L5 161H3L2 160V163ZM136 162V161H135ZM139 162H141V161H139ZM197 162V161H196ZM214 162V161H213ZM222 162V161H221ZM224 162V161H223ZM222 162V163H223ZM256 162V161H255ZM258 162V161H257ZM7 163V162H6ZM120 163V162H119ZM142 163V162H141ZM195 163V162H194ZM222 163H220V166H221V164ZM230 163V162H229ZM229 163H225V164H229ZM248 162H246V164H247ZM258 163H260V162H258ZM4 164V163H3ZM135 164H138V161H137V163H135ZM207 164V163H206ZM217 164V163H216ZM260 164H262V163H260ZM1 165V164H0ZM200 165L202 166V164L200 163ZM204 165H205V163H204ZM218 165H219V163H218ZM251 165V164H250ZM253 165H254V163H253ZM257 165V164H256ZM208 166V165H207ZM219 166V167H220ZM227 166V165H226ZM226 166H222V167H224V168H226ZM246 166V165H245ZM259 166V165H258ZM195 167V166H194ZM198 167H200V166H198ZM209 170L211 169V166L209 165ZM218 167V166H217ZM221 167V168H222ZM250 167V166H249ZM256 167V166H255ZM2 168V173L4 174H1V175H3L4 176V178L6 177V178H12L11 177V173H10V170H9V168H8V165H4V166H2L1 167ZM1 168H0V171H1ZM193 168V167H192ZM202 168V167H201ZM213 168V167H212ZM223 168V169H224ZM230 168V167H229ZM228 168V169H229ZM261 169H262V167H260ZM140 169H141V167H140ZM252 168L250 167V170H251ZM254 169V168H253ZM258 169V168H257ZM263 169H264V167H263ZM154 170H156V169H154ZM158 170V169H157ZM164 170V169H163ZM195 170V169H194ZM199 170L201 171V172H203L205 169H200L199 168ZM208 170V169H207ZM219 171H221L220 170V168L218 169ZM227 170V169H226ZM249 170V171H250ZM260 170V169H259ZM139 171V170H138ZM197 171V170H196ZM206 171V170H205ZM216 171V170H215ZM224 171H225V169H224ZM243 171V170H242ZM242 171H239V172H242ZM248 171V170H247ZM263 171V170H262ZM12 172V171H11ZM145 172V171H144ZM150 172V171H149ZM158 172V171H157ZM165 172V171H164ZM213 172V171H212ZM244 172V171H243ZM252 172H253V170H252ZM1 173V172H0ZM34 173V172H33ZM139 173V172H138ZM146 173V172H145ZM152 172H150L149 174H151ZM159 173H160V171H159ZM216 173V172H215ZM218 173V172H217ZM246 173V172H245ZM255 173V172H254ZM253 173V174H254ZM261 173V172H260ZM263 173V172H262ZM162 175H163V173H161ZM219 174V173H218ZM232 174V173H231ZM237 174V173H236ZM235 174V175H236ZM249 174V173H248ZM252 174V173H251ZM250 174V175H251ZM253 174L251 175V176H253ZM257 174V173H256ZM255 174V175H256ZM144 175V174H143ZM155 174H153V176H154ZM156 175H158V173H156ZM198 175V174H197ZM197 175H195V176H197ZM212 175H213V173H212ZM217 175V174H216ZM216 175H214V176H216ZM233 175V174H232ZM234 175V176H235ZM15 176V175H14ZM146 176V175H145ZM152 176V177H153ZM258 176H260V174L258 175ZM262 176H263V174H262ZM33 177H34V181H35V183H34V187H35V189L37 190V191H42L43 193H45V194H48V192L46 191V189H45V187H46V184H45V182H44V173L43 174H41V173H37V172H35L34 174H33ZM140 177H142V178H144V176H140ZM164 177H166V176H164ZM168 177V176H167ZM198 177V179H199V177H200V175L199 176H197ZM217 177V176H216ZM238 177V176H237ZM246 177H247V173H246ZM15 178V177H14ZM139 178V177H138ZM215 178V177H214ZM224 177H222V179H223ZM231 178H233L234 179V177L232 176ZM230 178V179H231ZM244 178V177H243ZM249 178V177H248ZM251 178H253V177H251ZM168 179V178H167ZM211 179V178H210ZM216 179V178H215ZM214 179V180H215ZM222 179H220V180H222ZM235 179H236V177H235ZM241 179H242V177H241ZM261 179V178H260ZM5 180V179H4ZM7 180H9V179H7ZM7 180H6V182H7ZM197 180V179H196ZM217 180L218 179H216V183H218L217 182ZM232 180V179H231ZM245 180V179H244ZM252 180V179H251ZM257 180V179H256ZM2 181V180H1ZM162 181V180H161ZM228 181V180H227ZM234 181V180H233ZM238 181H239V179H238ZM245 181H247V179L245 180ZM248 181H249V179H248ZM253 181V180H252ZM262 181V180H261ZM4 182V181H3ZM137 182V181H136ZM166 182H167V180H166ZM194 182V181H193ZM199 182V181H198ZM201 182H203V181H201ZM220 182H222V181H220ZM224 182V181H223ZM242 182H244V181H241V184H239V185H237V186H239V188H237L236 187V189H239V191H243V189H244V185H243V183ZM255 182V181H254ZM262 182H264V181H262ZM1 183V182H0ZM5 183V182H4ZM62 183H64L63 185H62ZM143 185H145V187L148 189V188H153L154 189V192H155V189L157 188V190H156V192L158 191L159 193H160V195H165V186L166 185H163L162 184V182H160V179H158V178H156V176L155 177H153L152 179H150V180H148L147 181V179H146V182H144V181H142L141 182ZM197 183V182H196ZM200 183V182H199ZM198 183V184H199ZM240 183V182H239ZM261 183V182H260ZM69 184V183H68ZM139 184V183H138ZM137 184V185H138ZM188 184V183H187ZM201 185H203L202 183H200ZM199 184V185H200ZM228 184V183H227ZM226 184V185H227ZM247 184V183H246ZM250 184H252V183H250ZM13 185V184H12ZM70 185V184H69ZM141 185V184H140ZM197 185V184H196ZM195 185V186H196ZM209 185H211V184H209ZM208 185V186H209ZM215 185H217V184H215ZM214 185V186H215ZM219 185V187L221 186L222 187V185H220V183L218 184ZM236 185V184H235ZM234 185V186H235ZM248 186H250L249 185V182H248V184H247ZM252 185H254V183L252 184ZM251 185V186H252ZM0 186H1V184H0ZM6 186V185H5ZM195 186L193 187L192 185L190 186V185H188V186H184V188L181 190L182 191V193H183V196L184 197H186V198H183L184 200H186V199H188L189 201H191V193H192V191H194V190H196V188H195ZM207 186V187H208ZM224 186V185H223ZM9 187V186H8ZM183 186H181V188H182ZM197 187V186H196ZM204 187V186H203ZM232 187V186H231ZM229 188V189H232V188ZM3 188V187H2ZM180 188V187H179ZM204 188H206V186L204 187ZM203 188V189H204ZM209 188V187H208ZM213 188V187H212ZM215 188V187H214ZM213 188V190H212V198L213 199H215L216 200V202L219 204V203H221L222 202V200L221 199H218L217 198V196H219L218 195V188L217 189H214ZM224 189L226 188V187H223ZM246 188V187H245ZM5 189V188H4ZM8 189V188H7ZM140 189H141V187H140ZM146 189V190H147ZM197 189H198V187H197ZM199 189H202L201 188V186H200V188ZM220 189V188H219ZM257 189V188H256ZM11 190V189H10ZM9 190V191H10ZM44 190V191H43ZM172 190V189H171ZM208 190V189H207ZM226 190L228 191V188H226ZM226 190L224 191L225 192V194L224 193H222V194H224L225 195V197L224 198H222L223 199V204H226L225 205V207L227 206V205H229L230 207H238L239 205H240V207L242 206V207H244V205H242L241 204V202L240 201H238V198L234 195V194H236V193H231V191L230 192H227L226 193ZM250 190V189H249ZM140 191V190H139ZM143 191H144V188H143ZM150 191V190H149ZM198 191V190H197ZM209 191V190H208ZM244 191H245V189H244ZM253 192H254V190H252ZM1 192V191H0ZM5 192H6V190H5ZM145 192V191H144ZM173 192H175V191H173ZM180 192V191H179ZM219 192H220V190H219ZM247 192H248V190H247ZM246 192V193H247ZM251 192V191H250ZM253 192H252V194H253ZM172 193V192H171ZM171 193H170V196L169 197H171ZM257 193H258V190H257ZM260 193V192H259ZM1 194V193H0ZM8 194H10L9 195V197H8V199L10 198L11 199V201L13 202V204H14V202H16V199H17V194L14 192V191H10V193H8ZM147 194V193H146ZM151 194V193H150ZM157 194V193H156ZM178 194V193H177ZM198 194V193H197ZM205 194V193H204ZM211 194V193H210ZM220 194H221V192H220ZM242 194V193H241ZM248 194H250L249 192H248ZM251 194V195H252ZM3 195V194H2ZM2 195H0V202H2L1 200L3 199V197H4V199L7 197V196H2ZM169 195V194H168ZM180 195H181V193H180ZM196 195V194H195ZM198 195H200V194H198ZM203 195V194H202ZM243 195H245L244 193H243ZM255 195V194H254ZM103 196V195H102ZM157 196V195H156ZM239 196H241V195H239ZM106 197V196H105ZM163 197V196H162ZM219 197H221V196H219ZM260 197H262V196H260ZM260 197H258V196H252V203H249L250 205H251V207L252 208H255V209H257V210H259L260 212L259 213H261L263 216L262 217H264V201L260 198ZM103 198V197H102ZM173 198V197H172ZM196 198V197H195ZM7 199V198H6ZM210 200H211V198H209ZM218 199V200H217ZM240 199V198H239ZM244 199H247L246 197L244 198ZM250 199V198H249ZM249 199H248V201H249ZM102 200V199H101ZM100 200V201H101ZM106 200V199H105ZM142 200V199H141ZM147 200H148V198H147ZM159 200H161V199H159ZM168 200V199H167ZM177 200V199H176ZM195 200V199H194ZM199 200V199H198ZM202 200H203V197H202ZM207 200V199H206ZM206 200H204L203 202H205ZM241 200H243V199H241ZM7 201V200H6ZM10 201V202H11ZM18 201V200H17ZM104 201V200H103ZM102 201V202H103ZM140 201V200H139ZM143 201V200H142ZM150 201V200H149ZM155 201V200H154ZM197 201V200H196ZM221 201V202H220ZM3 202H4V200H3ZM137 202V201H136ZM147 202V201H146ZM153 202V201H152ZM162 202V201H161ZM174 202V201H173ZM194 202V201H193ZM193 202H191V203H193ZM211 202V201H210ZM139 203V202H138ZM154 203V202H153ZM160 203V202H159ZM171 203V202H170ZM184 203H185V201H184ZM183 203V204H184ZM187 203V202H186ZM191 203H189V204H191ZM206 203V202H205ZM213 203H215L214 202V200H213ZM243 203V202H242ZM3 204L4 203H2V205L0 204V207L1 206H3ZM9 204V203H8ZM7 204V205H8ZM137 204V203H136ZM147 204V203H146ZM152 204V203H151ZM163 204H165V202L163 203ZM189 204H188V206H189ZM218 204H216L215 203V205H218ZM7 205H5V206H7ZM154 206H155V204H153ZM176 205L177 206H179V208H184L185 206H182V205H180L178 202L176 203ZM247 205H248V203H247ZM249 205V206H250ZM3 207V208H7V207ZM157 206H159V205H157ZM201 206V205H200ZM206 206V205H205ZM210 206V205H209ZM222 206L223 205H221V207L220 208H222ZM9 207V206H8ZM143 207V206H142ZM148 207V206H147ZM172 207V206H171ZM187 207V206H186ZM199 207V206H198ZM196 208V207H193V208H196L195 210H193V217L194 218H196V220H198V221H201L202 220V217H203V214H201L200 212H199V208ZM203 207V206H202ZM211 207V206H210ZM209 207V209H212V207L210 208ZM216 207V206H215ZM241 207V208H242ZM246 207V206H245ZM16 208V207H15ZM15 208H13L14 210H15ZM133 208V207H132ZM146 208V207H145ZM149 208H151V207H149ZM162 209H161V211L162 210H165V209H163V207H161ZM166 208V207H165ZM173 208V207H172ZM172 208H170V209H172ZM182 208V209H183ZM188 208V207H187ZM208 208V207H207ZM220 208H219V211H220ZM240 208V209H241ZM1 209V208H0ZM10 209V208H9ZM12 209V210H13ZM17 209V208H16ZM56 209V208H55ZM121 209V208H120ZM126 209V208H125ZM158 209V208H157ZM215 208H213V210H214ZM223 209H225L224 208V206H223V208H222V210ZM237 209H239V208H237ZM138 210V209H137ZM168 210H169V208H168ZM181 210V209H180ZM184 210H185V208H184ZM183 210V211H184ZM202 210V209H201ZM254 210V209H253ZM16 211V210H15ZM105 211H107V210H105ZM152 211H154V210H152ZM167 211V210H166ZM175 211H178V210H174V212ZM218 211V212H219ZM224 211V210H223ZM249 210H248V207H246V208H244L243 210H242V213L243 214H245V215H247L248 216V214H249V212H248ZM252 211V210H251ZM123 212V211H122ZM126 211H124V213H125ZM137 212V211H136ZM172 212V211H171ZM204 212V211H203ZM211 212V211H210ZM225 212V211H224ZM224 212H223V214L222 215H225L224 214ZM240 212V211H239ZM16 213V212H15ZM102 213H106V212H102ZM107 213H109L110 214V212H108L107 211ZM128 213H129V211H128ZM144 213V212H143ZM142 213V214H143ZM150 213V212H149ZM153 213V212H152ZM185 213V212H184ZM228 213V212H227ZM234 213V212H233ZM232 213V214H233ZM237 213V212H236ZM113 214V213H112ZM119 214V213H118ZM127 214V213H126ZM146 214H148L147 213V211H146ZM158 214V212L156 213V215ZM162 214V213H161ZM178 214H179V211H178ZM186 214H187V212H186ZM207 214V213H206ZM240 214V213H239ZM253 214V213H252ZM257 214V213H256ZM128 215V214H127ZM126 215V216H127ZM133 215H134V213H133ZM136 215V214H135ZM152 214H150V216H151ZM154 215V214H153ZM166 215V214H165ZM169 215V214H168ZM172 215V214H171ZM182 215V214H181ZM180 215V216H181ZM184 215V214H183ZM190 215H191V213H190ZM216 215H219V214H217L216 213ZM105 216H107V214L105 215ZM109 216V215H108ZM125 216V215H124ZM142 216V215H141ZM144 216V215H143ZM188 216V215H187ZM238 216V215H237ZM251 216V215H250ZM256 216H258V214L256 215ZM260 216V215H259ZM103 217V216H102ZM131 217V216H130ZM130 217H128V218H130ZM145 218L147 217V216H144ZM160 217V216H159ZM205 217H208V216H206L205 215ZM226 217H227V214H226ZM226 217H222V218H226ZM232 217V216H231ZM240 217H242V215L240 216ZM261 217V218H262ZM3 218V217H2ZM109 218H110V216H109ZM113 218H114V216H113ZM165 218V217H164ZM167 218H168V216H167ZM170 219H171V217H169ZM186 217H184V219H185ZM228 218H230L229 216H228ZM233 218L235 219V217L233 216ZM251 218V217H250ZM253 218V217H252ZM257 218V217H256ZM261 218H260V220H261ZM0 219H1V216H0ZM58 219H59V211H58V209H56V212H55V218H54V220L52 221V227L51 228H53V229H57L58 228V225H59V223H58ZM119 218H117V220H118ZM193 219V218H192ZM240 219V218H239ZM243 219V218H242ZM2 220V219H1ZM0 220V221H1ZM106 220V219H105ZM112 220V219H111ZM110 220V221H111ZM114 220V219H113ZM124 220H126V219H124ZM141 220V219H140ZM207 220V219H206ZM221 220V219H220ZM253 220V219H252ZM123 221V220H122ZM127 221V220H126ZM125 221V222H126ZM169 221H171V220H169ZM185 221V220H184ZM193 221V220H192ZM226 221H229V220H226ZM239 221H241V219L239 220ZM239 221H238V223H239ZM248 221H249V219H248ZM109 222V221H108ZM120 222V221H119ZM166 222H167V219H166ZM194 222V221H193ZM193 222H191V223H193ZM204 222V221H203ZM221 222V221H220ZM250 223H252L251 221H249ZM249 222H246V224H248ZM2 223H3V220H2ZM111 223H113V222H111ZM115 223V222H114ZM113 223V224H114ZM121 223V222H120ZM169 223V222H168ZM167 223V224H168ZM186 223H187V220H186ZM200 223H202V222H200ZM207 223V222H206ZM222 223V222H221ZM229 223V222H228ZM236 223V222H235ZM244 223H245V221H244ZM103 224V223H102ZM116 224H118V223H116ZM205 224V223H204ZM210 224V222L208 223V225ZM218 224V223H217ZM224 223H222L221 224V226L223 225ZM234 224V223H233ZM263 224V223H262ZM1 225H3V224H1ZM51 225V224H50ZM107 225H108V223H107ZM110 225V226H109ZM107 227H106V229L104 228V226H103V228L105 229V232H106V236L108 237V239L110 238L112 241H113V243H116L117 245H115V247L114 248H118L119 249V247H120V249H121V247L123 246V245H121V244H119L120 243V241H121V239H122V235L123 234H119V232H118V230H116L115 228H113L112 227V225L111 224H109ZM169 225V224H168ZM172 225V224H171ZM187 225V224H186ZM185 225V226H186ZM195 225V224H194ZM211 225V224H210ZM230 225V224H229ZM232 225V224H231ZM254 225V223H252V225L251 226H253ZM170 226V225H169ZM168 226V227H169ZM219 226H220V223H219ZM220 226V228L219 229H217L216 228V231H212L211 229H209L208 227H206V226H204L203 225V227L201 226V230H200V233L196 236V239H197V241H201V239H203V236L204 235H206L207 237H211V240H212V242L213 243H215L216 244V241H217V239H218V237H222V238H224L225 240H226V243H227V246H228V250H229V252H232L233 254H236V255H251V253H253V252H255L256 251V248H255V251H253V248H252V242L251 241H249V240H242V239H240L241 238V236H243L244 234H247V233H249L251 230H249V228H247L246 229V227H245V229L244 228H240L239 226H241V225H238L237 226V224L234 226H228L227 224H224L222 227ZM247 226V225H246ZM250 226V225H249ZM251 226H250V228H251ZM256 226V225H255ZM255 226H253V227H255ZM191 227V226H190ZM195 227H197V226H195ZM194 227V228H195ZM199 227V226H198ZM217 227V226H216ZM241 227H244L243 226V224H242V226ZM257 227V226H256ZM264 227V226H263ZM121 228V226L119 227V229ZM125 228V227H124ZM127 229V228H126ZM200 229V228H199ZM102 230V229H101ZM254 230V229H253ZM257 230V229H256ZM261 230H262V228H261ZM124 231V230H123ZM197 231H198V229H197ZM255 231V230H254ZM103 232V231H102ZM104 232V233H105ZM260 232V231H259ZM130 233V232H129ZM169 233V232H168ZM258 233V232H257ZM257 233H255V234H257ZM127 234V233H126ZM140 234V233H139ZM193 234H194V232H193ZM259 234V233H258ZM166 235H167V232H166ZM170 235V234H169ZM194 235H196V234H194ZM129 235H127V237H128ZM131 236V235H130ZM145 236H146V234H145ZM205 236V237H206ZM259 237H260V239L261 240H264V231H262L259 235H258ZM139 237V236H138ZM140 237H141V235H140ZM190 237H191V235H190ZM204 237V238H205ZM206 237V239H208ZM236 238V239H233V238ZM125 238V237H124ZM131 238V237H130ZM167 238V237H166ZM194 238V237H193ZM249 238H251V237H249ZM248 238V239H249ZM107 239V238H106ZM105 239V240H106ZM126 239V238H125ZM165 239V238H164ZM205 239V240H206ZM127 240V239H126ZM135 240H136V238H135ZM134 240V241H135ZM194 239H192V241H193ZM30 241V240H29ZM107 241V240H106ZM110 241V240H109ZM134 241H132V242H134ZM169 241V240H168ZM171 241V240H170ZM224 241V240H223ZM253 241V240H252ZM56 243H55V246H54V240L52 241V242H50V246H52L53 245V247L55 248L56 247V249H55V251L58 253V254H65L66 253V251L64 250V251H62V252H64V253H62L61 252V249L59 248V246H60V242H58V241H55ZM125 242H127V241H125ZM131 242V241H130ZM177 242H178V240H177ZM194 242V241H193ZM210 242V241H209ZM221 242H222V240H221ZM111 243V242H110ZM171 243V242H170ZM208 243V242H207ZM223 244H224V242H222ZM221 243V244H222ZM256 243V242H255ZM127 244H129V243H127ZM190 244V243H189ZM264 244V243H263ZM140 245V244H139ZM167 245V244H166ZM169 245V244H168ZM167 245V246H168ZM171 245V244H170ZM176 245H178L177 243H176ZM175 245V246H176ZM26 253H27V255L29 256V257H32L33 256V254H34V244H33V242H28L26 245ZM114 246V245H113ZM134 246H136V245H134ZM173 246V245H172ZM171 246V247H172ZM222 246V245H221ZM220 246V247H221ZM125 247H126V245H125ZM130 247V246H129ZM192 247H193V244H192ZM195 247V246H194ZM215 247L216 246H214L213 248L215 249ZM223 247V246H222ZM221 247V248H222ZM225 247V246H224ZM261 247V246H260ZM263 247V246H262ZM262 247H261V249H262ZM132 248V247H131ZM173 248V247H172ZM182 248V247H181ZM264 248V247H263ZM62 249H64L63 247H62ZM112 249V248H111ZM143 249V248H142ZM168 249V248H167ZM177 250H178V248H176ZM195 249V248H194ZM218 250V249H217ZM263 250V249H262ZM112 251V250H111ZM126 251V250H125ZM195 251V250H194ZM201 251V250H200ZM199 251V252H200ZM221 251V250H220ZM170 252V251H169ZM178 252V251H177ZM180 252H182V251H180ZM180 252H178V253H180ZM198 252V253H199ZM219 252V251H218ZM224 252V251H223ZM257 252H258V250H257ZM118 253V252H117ZM117 253H114V254H117ZM123 253V252H122ZM173 253V252H172ZM196 253H197V251H196ZM195 253V254H196ZM228 253V252H227ZM170 254V253H169ZM168 254V255H169ZM229 254V253H228ZM231 254V253H230ZM56 255V254H55ZM166 255V254H165ZM253 255V254H252ZM255 255H256V253H255ZM254 255V256H255ZM264 255V254H263ZM172 256V255H171ZM176 256H178V255H176ZM222 256V255H221ZM225 256H227V255H225ZM235 256V255H234ZM62 257V256H61ZM61 257H59V259L61 258ZM64 257V256H63ZM166 258H167V256H165ZM182 257H184V256H182ZM182 257H180V258H182ZM175 258V257H174ZM179 258V257H178ZM235 258V257H234ZM239 258V257H238ZM254 258V257H253ZM164 259V258H163ZM168 259V258H167ZM166 259V260H167ZM172 259V258H171ZM237 259V258H236ZM260 259H262V257L260 258L259 257V260ZM63 260V259H62ZM173 260V259H172ZM257 260H258V258H257ZM263 260V259H262ZM55 260H53V261H51V263L52 264H56L55 262L57 261L58 262V259L54 262ZM144 261H147V260H144ZM168 261V260H167ZM176 261V260H175ZM179 261H180V259H179ZM183 261V260H182ZM62 262V261H61ZM149 262V261H148ZM169 262V261H168ZM173 262V261H172ZM181 262V261H180ZM63 263V262H62ZM143 263V262H142ZM166 263V262H165ZM253 263H254V260H253ZM264 263V262H263ZM59 264V263H58ZM61 264V263H60ZM154 264V263H153ZM168 264V263H167ZM175 264V263H174ZM184 264V263H183ZM255 264V263H254Z\"/></svg>",
    "mask_w": 264,
    "mask_h": 264
}]
</instances>
